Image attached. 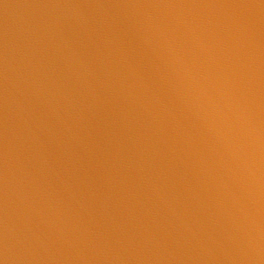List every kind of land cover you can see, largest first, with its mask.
<instances>
[{"label":"clouds","instance_id":"obj_1","mask_svg":"<svg viewBox=\"0 0 264 264\" xmlns=\"http://www.w3.org/2000/svg\"><path fill=\"white\" fill-rule=\"evenodd\" d=\"M0 264H264V0H0Z\"/></svg>","mask_w":264,"mask_h":264}]
</instances>
